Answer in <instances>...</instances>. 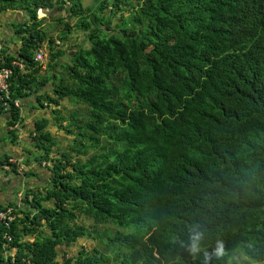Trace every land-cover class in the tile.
Returning <instances> with one entry per match:
<instances>
[{
    "label": "trees",
    "instance_id": "obj_1",
    "mask_svg": "<svg viewBox=\"0 0 264 264\" xmlns=\"http://www.w3.org/2000/svg\"><path fill=\"white\" fill-rule=\"evenodd\" d=\"M56 4L75 20L57 19L62 37L76 28L92 43L67 65L72 83L62 76L43 92L33 59L46 40L38 11ZM9 10L27 16L15 28L25 71L5 55L11 98L42 92V108L65 98L86 107L69 117L54 109L71 137L64 147L47 129L50 119L35 123L31 141L44 151L40 161L53 162L52 174L44 190L11 203L9 228L0 221V264H59L61 255L62 264H225L239 245L264 259V0H0V14ZM53 43L51 69L63 54ZM2 95L0 115L15 126L20 108L10 100L6 110ZM223 96L243 114L223 110ZM9 158L0 165L16 173ZM6 230L17 247L12 262ZM84 238L100 245L67 257Z\"/></svg>",
    "mask_w": 264,
    "mask_h": 264
},
{
    "label": "clouds",
    "instance_id": "obj_2",
    "mask_svg": "<svg viewBox=\"0 0 264 264\" xmlns=\"http://www.w3.org/2000/svg\"><path fill=\"white\" fill-rule=\"evenodd\" d=\"M45 10H51V9H44V8H40L39 9V11H38V18H39V13L40 12H42V11H45ZM63 11V10H62ZM65 12V11H64ZM63 17H65V20H67V19H70L71 20V18H68V17H66V16H63ZM40 19H44V17H40ZM73 20V19H72ZM264 22V21H263ZM56 24H57V22H56ZM47 27H48V25H46ZM263 26H264V24H263ZM0 28H1V25H0ZM44 28V27H43ZM56 28H58V29H60V31H59V33L57 34V36H55V37H53V36H51L50 34H49V31L47 32V31H45V29H44V31H45V34H46V40L44 41V43L42 44V46L41 47H39L36 51H35V53H34V56H33V59H34V61H35V63L38 65V66H36V67H39L40 68V72H39V74L37 75V81H43V82H46V84L43 86V87H41V89H42V91L43 92H45V91H50V90H53V88H54V86H55V84H58V83H60V80H59V82H53L52 81V79L53 78H55V80H58V76L57 75H62L63 77H65V81L66 82H68V83H72V80H71V75H70V73L66 70V67H67V65H69V64H71L72 63V59H73V56L75 55V52H76V50H78L79 49V47L80 46H84V47H86V48H89L90 46H91V40L89 39V37H88V42H86V43H84L83 45H81L80 43H74L73 42V39H74V35H75V32L73 33V31L71 32V34H72V37H70L69 38V36L71 35L70 33H69V35H68V38L67 39H64V37H62V30H61V25L59 26L58 24L56 25ZM76 29V28H75ZM49 30V29H48ZM78 30V29H77ZM80 31H82V32H84V33H86L87 34V32L86 31H84V30H81V29H79ZM112 32V31H111ZM117 32V31H116ZM116 32H113V33H116ZM88 35V34H87ZM51 39H53L54 40V43H53V46L55 47V48H58V49H62L63 50V54L57 59V64H55V63H53L54 65H53V69H51L50 67H49V63H50V60H51V54H50V52H51V47L49 46V41L51 40ZM0 42H1V54H0V67L1 68H7V69H9V70H11V73L9 74V76L6 78V84H7V87L5 88V89H2L1 87H0V92L3 94L1 97H2V99H4L5 101H4V105H5V109L7 110L8 108H9V105H10V100L11 101H14V104L16 105V107H18V108H20V114H21V118H22V122H19V123H17L15 126H10V125H8V119H9V115H7V114H1L0 115V117L1 116H3V117H5L6 119H7V126H8V130H14L15 131V135H16V139H19L18 138V130H20V128L22 129L23 127H25L26 126V123H25V117L26 116H24L23 115V110H24V108H25V106L27 105L26 104V99H27V101L29 102L28 103V106H29V109L31 110V112H35V111H39V109L41 108V109H43V110H46L45 108L46 107H40V105H38V103L36 102V95H38L39 93H42V92H37V93H33L32 92V95L31 96H29V97H27V98H25V99H12L11 98V91H10V80H11V77L13 76V67L12 66H10V65H8L7 64V61H6V59H5V55H7L8 57H10V55H11V53H9L8 52V47L7 46H5L4 45V41H3V39H2V37H1V34H0ZM77 48V49H76ZM49 54V58L46 60V58H47V55ZM15 55V54H14ZM67 58H69V59H67ZM20 59H21V61H18L17 63L15 62L16 60H18L17 58L16 59H14V60H12V64L13 65H18L21 69H23L24 71H25V66H24V64H23V59H22V57L20 56ZM59 64H63V66H59ZM44 66H46L45 68H43ZM62 67L63 69H64V71H63V73H61V71H59V73H55L54 72V70H55V68L56 67ZM0 68V71L2 70ZM48 71H51L52 72V75L50 76V77H48V76H46V73L48 72ZM42 72H43V74H45L43 77H42V79H39V76H41V74H42ZM53 75H55V76H53ZM61 79V78H60ZM264 82V81H263ZM44 87H46V89H44ZM48 87V88H47ZM221 96V95H220ZM241 96H243V93H241V95H240V97H239V99H241ZM224 97V100L223 101H218L222 106H223V110H228V111H230V112H232V115L234 114V115H239V116H241V114H243V108H238L237 106H234V105H230L229 107H226V103L228 102V101H230L227 97H225V96H223ZM32 99H35V101H32ZM65 100H69L68 98H65V99H62L60 102H61V104L59 105V106H57L56 104H54V103H50L49 101H46V103H44L45 104V106H47L48 104L49 105H53V107L51 108V114L49 115V114H47V111H46V114H44V116L42 117V118H38V117H36V116H34L33 117V128L31 129V132H30V135H29V137H30V140H31V135L33 134V135H35V133H36V131H35V123L37 122V121H40V120H42L43 118H48V119H50L51 120V124H53V125H55V126H59L57 123H56V121L54 120L55 119V116H54V113H53V111H54V109H60L61 111H62V103H63V101H65ZM70 101V100H69ZM71 102V101H70ZM72 103V102H71ZM72 104H74V103H72ZM35 105H37V107H35ZM75 106H86V105H77V104H74ZM85 109V108H84ZM76 111H78L79 113H81L79 110H71L70 112H69V116L72 114V113H75ZM88 111V110H87ZM62 114L64 115V113H63V111H62ZM68 116V117H69ZM2 117V118H3ZM66 117V116H65ZM4 119V118H3ZM66 123V122H65ZM64 123V124H65ZM50 124V125H51ZM50 125L48 126V130L49 131H51V129H50ZM58 129H59V127H58ZM62 135H64V133L62 132V131H59ZM53 133V132H52ZM54 134V133H53ZM56 135V134H55ZM11 137H12V135H11ZM229 138V141L231 142V140H232V137H228ZM241 142V140L239 139V140H237V144L238 143H240ZM12 144H14L13 142H12ZM15 145V144H14ZM25 153H27L26 151H24V154ZM7 155H9V154H7ZM6 155V156H7ZM11 157V156H10ZM25 157V156H24ZM11 158H9V161L11 162V163H15L17 166H18V168H17V172L18 173H20V174H22L23 173V175L25 174L24 173V169L25 170H27V166L29 165V162H27V165H26V167L24 168H22V169H20V165L23 163V159L22 158H16V161H14V162H12L11 160H10ZM42 162H44V164H39V165H42L41 166V168H43V169H45L44 168V166L46 167V166H48L49 165V162L50 161H42ZM1 166V165H0ZM50 166V165H49ZM49 166L45 169V170H50L49 169ZM5 167H10L8 164L5 166ZM11 168V167H10ZM35 172V171H34ZM36 173V172H35ZM39 177V181H38V183L37 184H35V185H28V186H26L25 188H23V189H20V191H19V193H18V197H16V199L14 200V201H11V202H9V203H7V204H5L6 205V208L7 207H12L13 208V219H11L10 221H8V222H3L2 220H0L1 222H2V224H4L6 227H8L9 228V226L11 225V223L16 219V217H17V214H16V211H15V206L14 205H11V203L12 202H14V203H16L18 206H20L21 204H22V200H23V197H24V195H25V193H26V190L28 191L29 189H35V190H39V189H37V188H40V187H37V186H39V182H40V180L42 179V175H39V173H37V175L36 176H29V177ZM28 177V176H27ZM30 181V180H29ZM30 184V183H29ZM37 185V186H36ZM1 209V208H0ZM5 210V209H4ZM100 227H104V229L105 228H107V225L106 224H101V226H99V228H98V231H100ZM116 229H117V227L115 226V227H113V228H111V233L112 234H114L115 233V231H116ZM103 232H104V230H103ZM4 238H5V244H4V249H5V256L8 258V260H11V262L12 261H14V257H15V255H16V253H17V247L16 246H11V242L13 241V236H12V234H10V232L9 231H5L4 232ZM85 240H87L86 238H84ZM89 239V238H88ZM104 239H105V237H104ZM83 239H79L78 241L79 242H81L80 243V245L81 246H86L88 249H90V248H92L93 246H99L100 245V243L98 242V240L97 239H92L93 241L94 240H97V241H94V244H93V246H91V244L89 245V244H86V243H83V241H82ZM106 240V239H105ZM77 241V242H78ZM80 246V248H82ZM226 256H231V257H233V258H236L237 259V261L239 262V264H264V259H258V260H255V261H253L252 259H251V257L246 253V250L244 249V247L242 246V245H239V246H237L236 248H234V249H232V250H227L226 251ZM10 258V259H9ZM26 262H29V259H27L26 258ZM8 264H11V263H9L8 262Z\"/></svg>",
    "mask_w": 264,
    "mask_h": 264
},
{
    "label": "crops",
    "instance_id": "obj_3",
    "mask_svg": "<svg viewBox=\"0 0 264 264\" xmlns=\"http://www.w3.org/2000/svg\"><path fill=\"white\" fill-rule=\"evenodd\" d=\"M66 16V13L59 9V5L56 4L51 10H45L39 13V18L44 17L45 23L44 26L48 25L49 23H56L57 19L59 17ZM27 16L24 11L22 10H9L3 14H0V34L1 37L4 41V45L8 47V52L11 54H15L16 60L15 62L17 63L18 61H21L20 59V52L23 46V41H22V36L17 34L15 32L16 26L20 25L21 23L26 22ZM71 35L69 36V38ZM77 49V48H76ZM49 58V54L47 55L46 60ZM44 66L43 68H45ZM45 74H41L39 76V79H42V77ZM48 88V87H47ZM46 89V87H44ZM32 101H35V99H32ZM28 101L26 99V104L28 105ZM38 112V111H35ZM44 114H46V110H44ZM1 116L0 117V152L3 155H7L6 153L3 152L2 147H6L8 145V140L7 138L11 135L9 134L8 126H7V119L5 117ZM25 123L26 126L23 127L22 129L18 130V138L20 140H26V141H31L30 140V132L31 129L33 128V117H25ZM12 138H14V135H12ZM12 144V143H11ZM13 147H16L14 144H12ZM11 161L14 162L16 161V158H22L25 159V154H24V149L19 146L18 147V153L16 156L10 155ZM32 170L35 171L36 173H39V175H42V171H47L43 168H41V165H36V164H31L27 166V170ZM41 173V174H40ZM29 179H32L29 181ZM39 181V177H27L25 174H20L18 172H10V167H4L0 166V203L2 204H7L11 201H14L16 199L15 197V192L18 186H21L20 189L25 188L28 185H35ZM30 183V184H29ZM80 243H75L74 245L71 246V248H68L67 252V257L69 255L74 254L77 252V250L80 249ZM63 251H61L62 253ZM62 256V255H61ZM59 256L58 261L59 264H62L63 259L62 257Z\"/></svg>",
    "mask_w": 264,
    "mask_h": 264
},
{
    "label": "rangeland",
    "instance_id": "obj_4",
    "mask_svg": "<svg viewBox=\"0 0 264 264\" xmlns=\"http://www.w3.org/2000/svg\"><path fill=\"white\" fill-rule=\"evenodd\" d=\"M97 1L100 2L101 0H97ZM82 2L84 3L85 6H87L89 4H92L94 2V0H82ZM134 2H135V0H134ZM132 6L131 7L130 6L124 7L125 8L124 11H119L118 14L115 15L116 17L114 19V22H117V21L121 20V15L119 14L120 12L124 13L125 16H128L129 11L132 9ZM68 21H70V24H74V22H75V20H70V19ZM56 25H57L56 23H49L48 27L44 26V29L47 32L49 31V34L51 36L55 37V36H57V34L60 31V29L56 28ZM112 28L113 29L114 28L119 29L118 26L116 25V23H112ZM74 32H75L74 39H73L74 43H80L81 45H83L84 43L88 42V35L86 33L82 32L80 30H77V29H74L73 33ZM71 37H72V34H71ZM67 59H69V58H67ZM59 66H63V64H59ZM59 66L55 68V70H54L55 73H59V71H61V73H63L64 69L62 67H59ZM51 75H52L51 71H48L46 73V76H48V77H50ZM57 76H58V80H55V78H53L52 79L53 82H56V83L59 82L60 78L62 77V75H57ZM52 107H53V105H49V104L46 106L45 109L47 111V114H49V115L51 114V108ZM85 107L86 106H75L69 100H65V101H63L61 108H62V111L64 113V116L68 117L69 116V112L71 110H76L77 109V110H79L81 112V114H83L85 112V110H84ZM23 115L26 116V117H34V116H36L38 118H42L44 116V110L40 108L38 112H31V110L29 109V106L26 105L24 110H23ZM50 124H51V122L49 123V125ZM50 129H51V132H53L54 134H56L58 136V138L60 140L59 144L61 145L60 147H64L65 146V141L71 142V137L66 138L65 135H62L59 132L61 130L58 129V126H55V125L51 124L50 125ZM7 140H8V145L6 147H2L4 153L16 156V154L18 153V147L19 146H21L24 149V151L27 152V153H25V159H23V163L20 165V169H22L23 167L25 168L26 165H27V162H29V165H31L33 163V164H36L38 166L43 161V160L40 161V159H41L42 154L44 153V151L36 149L34 147L32 141L13 139L10 136L7 138ZM13 140H15L14 144H15L16 147H13L12 144H11ZM55 152L57 153L58 151H55ZM56 156H57L56 154L52 153V158H54ZM5 158H6V156L4 154L2 155L1 152H0V161L4 162ZM52 163L53 162L50 161L49 165L51 166ZM41 164H44V162H42ZM48 166H46V167L44 166V168L46 169ZM14 171L10 168V172L11 173H13ZM28 171H30V170H28ZM42 172H43V174L41 176L42 179L39 182V186H37V185L36 186L40 187V188H37V189L44 190L45 185H47L48 179L51 178L52 171L51 170H47V171H42ZM34 176H36V175H34ZM29 180H32V179H29ZM20 188H21V186L17 187L16 192H15V197H18V193L20 191ZM79 222H84L86 224L87 223L88 224L91 223V222H89V220L82 219V218L79 220ZM103 230H104V227H100V232H102V234H103ZM121 231L122 232H126V230H124V229H121ZM25 240H27V238H25ZM82 241H83V243H86V244H89V245L91 244V246H93L94 241H97V240L93 241L92 239H87V240L83 239ZM229 258H230L231 264H239V262L237 261L236 258H233L231 256Z\"/></svg>",
    "mask_w": 264,
    "mask_h": 264
},
{
    "label": "built area",
    "instance_id": "obj_5",
    "mask_svg": "<svg viewBox=\"0 0 264 264\" xmlns=\"http://www.w3.org/2000/svg\"><path fill=\"white\" fill-rule=\"evenodd\" d=\"M0 54H1V42H0ZM1 68V67H0ZM2 70L0 71V87L2 89H5L7 87L6 84V78L9 76L11 73V70L7 68H1ZM13 208L12 207H7L5 210L0 209V220L3 222H8L11 219H13Z\"/></svg>",
    "mask_w": 264,
    "mask_h": 264
},
{
    "label": "bare ground",
    "instance_id": "obj_6",
    "mask_svg": "<svg viewBox=\"0 0 264 264\" xmlns=\"http://www.w3.org/2000/svg\"><path fill=\"white\" fill-rule=\"evenodd\" d=\"M225 256H226V254H224ZM230 256H226V263L225 264H231V262H230V258H229ZM244 264V263H243Z\"/></svg>",
    "mask_w": 264,
    "mask_h": 264
}]
</instances>
